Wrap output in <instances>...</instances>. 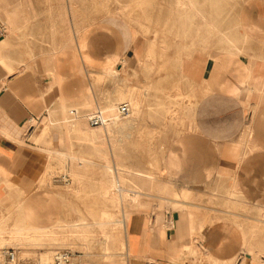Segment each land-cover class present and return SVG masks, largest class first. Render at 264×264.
<instances>
[{
    "label": "crops",
    "instance_id": "obj_1",
    "mask_svg": "<svg viewBox=\"0 0 264 264\" xmlns=\"http://www.w3.org/2000/svg\"><path fill=\"white\" fill-rule=\"evenodd\" d=\"M177 1L184 3L195 1V9L192 12L186 11L182 16H178L181 20L177 22L178 34L175 46H171V50L179 54L177 96L193 95L194 101L191 103L192 115L183 127L184 131L173 137L166 146L163 156L166 173L174 183L185 188L188 193L189 189L201 188L214 182L223 185L227 192L229 180L232 184L233 178L243 203L251 207L264 208V0H238L237 6L233 5L235 0H220L230 6L220 11L216 8L217 0H175L176 3ZM217 19L224 21L222 25L220 24L222 30L230 33L234 26L236 34L244 38L242 53L233 55L223 51L216 52L219 44L211 27L215 29ZM0 26V53L3 55L0 54V248H11L40 256L48 249L39 247L40 241H36L35 236L31 237L32 231L29 235L22 232L23 236L17 237L27 227L26 225L28 229L31 226V229L33 227L48 230L58 220H62L64 207L62 198L56 190L47 185H36L39 184L38 180H34L41 177L47 169L48 160L37 149L40 145L29 138L32 134L30 130L34 126H31L28 117L34 118L35 115L26 106L27 91L22 85L17 86V89H22L26 93L21 102L8 85L12 75L6 72L2 62L6 67L20 64L8 63L5 60L7 56L2 52L7 53L5 47L8 45L1 32L3 30L1 22ZM184 26L185 34L182 36L179 30ZM133 29L122 18L105 16L98 19L87 33L89 53L97 62L115 57L124 58L132 63L136 54L144 53L146 62L150 63L149 57H153L157 49L164 51L169 48L162 43L159 47L157 39L145 37L142 41V34L137 30L134 38L130 39L127 34ZM170 34L172 35V32ZM186 51L192 53H181ZM174 55L173 53L171 57ZM19 75L16 78H21ZM20 81L21 79L17 83ZM180 83L182 87L184 86L183 93L179 89ZM17 102L23 104L27 115H23L15 108ZM148 191L144 188L143 198L147 199L149 196L145 202L153 197ZM142 202L136 203L134 212L138 211ZM190 205L194 208L196 206L194 203ZM170 207L172 212L166 219L172 215L178 229L177 234L158 241L156 246L157 250L161 251L159 252L161 257L153 253L154 213L151 219L146 217L141 220L138 231L133 229L134 218L131 242L139 244L142 242L145 247L149 245L147 255L140 254V257L145 260L154 258L157 264H189V258L185 253L191 252L178 250L185 244L195 242L202 253L195 264H240L242 258L248 259L244 264H250L251 259L258 260L255 264L262 262L264 264V231L257 228L256 233H249L251 227L264 226V219H254L257 226L251 227L226 219L213 220L214 222L209 225L214 229L208 235L198 233L196 239L194 235L187 234V229L191 226L187 207L180 203ZM154 210L163 215L162 208ZM222 222L227 223L225 227L237 223L235 225L244 229L245 240L229 238L223 243V254H217L214 262H208L212 249L217 248L220 239L225 237L216 229ZM205 225H207L205 220L194 218L195 228L200 226L204 228ZM17 228L21 231L17 232ZM13 230L17 232V236L11 235L14 233ZM205 232L207 233L206 230ZM30 238L34 240L30 241ZM210 242H213V246L210 245V249L204 254L203 249ZM175 252L178 262L173 263L164 258V253L168 254L165 256L172 257Z\"/></svg>",
    "mask_w": 264,
    "mask_h": 264
},
{
    "label": "rangeland",
    "instance_id": "obj_2",
    "mask_svg": "<svg viewBox=\"0 0 264 264\" xmlns=\"http://www.w3.org/2000/svg\"><path fill=\"white\" fill-rule=\"evenodd\" d=\"M233 3L235 6L239 4L238 0H235ZM0 6L1 9H3V5L0 4ZM177 6L178 3H176L175 0H6L4 9L8 12H18L20 15L19 17L22 18V20H18H20V22L24 21V27L18 31L17 37H7L5 30L3 29L1 31L2 35H4L3 37H6V43L8 45V47H6L7 53L3 52L4 55L8 56V59H6L7 62H14L15 64L16 61L22 62L19 66L11 67L8 65V68L12 69L9 73L6 69L5 70L12 76L21 71V84L19 83L18 85H22L25 91H27L26 101L28 102H26V106L34 113V118L37 121L36 125L30 130V132L32 131V134L29 138L32 142L40 145L37 149L40 150L41 154L48 160L47 169L41 177L37 179L35 178L34 180L39 179L37 181L39 184L36 185H47L56 190L62 198L64 207L62 220H58L60 224L62 223L61 225H64L60 230L61 234L59 233L54 236L53 240H50L49 238V240H42L39 243L41 249H48L47 252L50 253L48 261H40V256H37L36 254L17 251L18 257L24 264L50 263L58 252H67L69 254V264L74 258L78 259L77 261L79 264H110L101 258V230L97 229L96 226L91 227V229L97 231V233L95 232V234H92L93 236H89L91 239V241H88L89 243L81 241L78 238L74 239V237H71L66 233V226L77 224L79 223L78 221L95 223V221L102 220L105 212L112 214V218L105 220L111 222L106 230H110L109 234L111 235L112 241L110 243L114 248H117L115 251L116 253L122 254L124 251L119 250L120 244L124 245L127 242V231L123 229L121 223L122 216L120 205H118L117 202H114L115 204H113L108 197H100V193L103 190L102 188L110 179V175L106 170L100 168L98 165L84 166L85 170L81 167L83 170V172L80 173L82 178L78 183L71 184L72 178L66 169L69 160H63L62 158L60 159V157L56 158L53 155H46L41 149L49 151H67L69 143L64 133L65 127H69L67 123H70V121H72V119L74 120V118L76 119V117H80L81 114L88 110V108L83 106L80 109V107H78L81 106L80 103H89V101H95L98 103L102 102L105 97L107 100L117 101L119 104L126 103V98L131 95V91L134 88L136 89H134L133 92L136 94H141V90L146 91V101H143V104L139 107L140 113L137 115L138 120L134 127L132 129H127L128 133L131 134L130 138H125L120 144L118 143L120 151L118 150L116 157H109L110 164L112 161L117 165L123 166V169H129L132 172L131 174H126L119 170L115 175L117 181H120L121 183L123 182L124 184L126 183L125 180L134 183L136 182L138 185L141 183L145 190H149V194L153 196L148 202H145L148 197L147 199L144 197L143 202L138 207V211L134 212L135 223L133 229L138 231V225L141 220L143 221L146 217L150 219L153 217V213L155 212L154 208L161 202L160 197L165 196V191L167 189H172L177 195L179 194V197L174 199H177V201L182 200L181 202L185 204V208L187 207L192 213L193 220L196 218L199 220H205V223H207L204 228L202 226L198 228L194 235L196 239H198L196 236L198 233L200 235H208L214 229L209 223H213L215 220L226 219L229 222H241L245 224V226L248 224V226L251 227L252 225L257 226L254 219H262L254 206L253 209V207L243 203L239 197L228 198L227 194L229 192L228 188L231 185V180H229L227 185V192L226 189L223 188V185L214 182L211 185L209 184L201 188L189 189V193L185 192L184 195L183 192L186 189L171 181L166 173L163 162L166 146L173 137L184 131L183 127L187 124V118L191 117L188 110L191 108V103L194 101L193 95L186 94L185 96H177L176 94L178 93V88H176V78H179L177 74L179 54H176L175 50L171 49L175 46V39L178 34L176 29L177 22L181 21L178 16H182L183 12H186H181V10H178L180 9L179 6ZM226 6L229 5L217 0L216 8L218 11L230 7ZM105 16L122 18L133 27L134 31H129L127 34L130 39H133L135 33L138 31L142 34V41L145 37L153 40L157 39L156 41L158 42L159 47L162 43L164 45L166 44L169 48H166L164 51L157 49L153 53V57H149L150 63L146 62L144 53L137 55L135 51L134 54L136 55L133 59V63L122 58L125 60L128 67L127 75L131 77L126 76V82L121 85L119 79L105 77L102 74V62H97L88 51L87 33L98 19ZM228 20L230 21V19H227V21ZM232 20L233 19H231V21ZM223 22L222 19H217L216 27L222 30L220 24L222 25ZM189 25L191 26V23ZM211 29L212 31L214 30L212 27ZM233 29L234 26L232 28L233 33L224 30L222 31L232 39H242L241 36L236 35L235 30ZM183 30L184 27L182 31ZM179 31H181V29ZM182 31L179 34L184 36L185 33ZM171 32L172 35L170 34ZM169 35H171L170 38ZM215 36L217 43L219 44L218 51L216 52L221 53L223 51L227 53L225 44L219 41L216 32ZM73 43L75 46L71 45ZM222 48H226V50H221ZM53 51L56 53L59 52L55 55L53 63L61 78L60 91L62 90V92L59 91L60 97L58 98H61L62 101L64 100L63 102L66 103L64 106L65 114L67 116L65 114H61V116L60 112H56L59 111V109L56 108L58 107V98L52 99L49 107L52 111L50 114L46 109H41V103L39 101L40 96L47 91L49 85L52 83L53 71L49 66V58L51 59L50 54ZM173 53L175 55L171 57ZM181 53L192 52L186 51ZM83 56L87 57V62L81 64L80 58ZM138 57H140V59ZM168 57L171 58L169 59ZM47 59L49 61H47ZM78 62L81 68L78 66ZM143 63L147 64L143 65ZM78 68L79 70L77 71ZM119 69V67H116L117 71H119ZM122 72L123 71H120V73ZM3 85H5V82H3ZM180 86L179 89L181 93H183L182 90L184 86L182 87V84ZM83 87L85 88L83 89ZM124 90L126 91L123 92ZM25 91L21 89L20 93L23 94ZM88 92H90L89 95H91V97L88 96ZM120 92H122L124 96H119ZM122 98L124 99L122 100ZM132 111L135 112L136 109L133 107ZM53 114H56V116ZM59 116L63 118H59ZM54 118H57L56 121ZM91 121L88 122V125L91 128L98 126H91ZM54 125L56 127H54ZM27 126H29V123ZM45 128H47V131L44 135L41 132ZM33 137H38L39 139L34 141L32 139ZM21 144H23V141H21ZM76 144L77 142L73 141L74 146H71L74 151L79 150L80 148L79 143ZM93 164H95V162H93ZM153 180L156 182V185ZM168 186H172V188L169 189ZM190 203L196 204L195 208L191 206ZM171 212L172 208L170 206L162 208V213L165 217ZM247 219H253V221ZM252 228L254 227H251V229ZM256 228L264 231L263 225L257 226ZM256 231H251L250 234H254ZM60 236H62V238ZM193 244L196 249L193 256L185 253L189 258V264H195L198 257L202 255L197 247L198 245L195 242H193ZM210 245L213 246V242L208 243V245L204 247V254L210 249ZM135 246L137 254H141L142 256L147 255L149 245L145 247L142 242L140 244L136 242Z\"/></svg>",
    "mask_w": 264,
    "mask_h": 264
},
{
    "label": "bare ground",
    "instance_id": "obj_3",
    "mask_svg": "<svg viewBox=\"0 0 264 264\" xmlns=\"http://www.w3.org/2000/svg\"><path fill=\"white\" fill-rule=\"evenodd\" d=\"M76 1V0H75ZM81 1V0H80ZM188 1V0H187ZM186 2V1H185ZM193 2V1H192ZM189 2L188 3H184V2H179L178 6L181 11H193L194 8V3ZM5 3L6 0H0V4L3 5V9H1L0 6V22L1 25L3 27V29L5 30V32L7 33V37H17V33L18 31L21 30L22 27H24V21L20 22L21 19L18 14V12L16 11H12V12H8L4 9L5 7ZM168 3V2H167ZM177 6V7H178ZM80 7V6H79ZM224 9V8H223ZM126 10V9H125ZM64 11V10H63ZM198 12V11H197ZM196 12V13H197ZM196 15V14H195ZM197 16V15H196ZM205 16V15H204ZM197 19V18H196ZM204 21V18H202ZM67 20V19H66ZM32 21V20H31ZM202 21V22H203ZM210 21V20H209ZM78 22V21H77ZM65 23V22H64ZM185 22H183L184 24ZM186 24V23H185ZM203 24V23H202ZM214 24V23H213ZM240 25V24H239ZM202 26V25H201ZM185 28V26H184ZM213 28V27H212ZM240 29V28H239ZM176 30V29H175ZM215 32L218 35L219 41L222 42L223 44H225L226 48H227V53H232L234 54H240L243 52L244 49V45L243 43V37L241 36V38H236V39H232L230 37H228L226 35V33L220 29H218L217 27H215ZM232 30V29H231ZM235 30V28L233 29ZM182 31V29H181ZM180 31V32H181ZM184 31V30H183ZM182 31V32H183ZM212 31V30H211ZM179 32V33H180ZM236 33V32H235ZM29 34V32H28ZM30 35V34H29ZM28 35V36H29ZM80 35V34H79ZM78 35V36H79ZM237 35V34H236ZM235 35V36H236ZM70 36V35H69ZM183 36V35H182ZM80 37V36H79ZM192 37V36H191ZM72 38V37H71ZM178 38V37H177ZM246 38V36H245ZM57 39V38H56ZM79 39V38H78ZM206 39V38H203ZM4 40V39H3ZM6 40V37H5ZM68 40V39H67ZM8 41V40H7ZM14 41V40H13ZM71 41V40H70ZM76 41V40H75ZM204 41V40H202ZM66 42V41H65ZM207 42V41H205ZM10 43V42H9ZM66 45V44H65ZM71 45H74L71 44ZM32 46V45H31ZM69 46V45H68ZM75 46V45H74ZM141 47V46H140ZM6 48V47H5ZM65 48V47H63ZM202 48V47H201ZM74 49V48H73ZM1 50V49H0ZM3 50V49H2ZM62 50V49H61ZM60 50V51H61ZM4 51V50H3ZM75 51V50H74ZM49 52V51H48ZM199 52V51H198ZM3 53V52H2ZM6 53V52H5ZM59 53V52H57ZM55 51H53L50 55L51 59L49 58V60L47 59V61H49V66L53 71V79H52V83L49 85L47 91L45 93H43V95L40 96L39 101L41 103V107L43 110H47V112L50 114L52 111L50 110V103L52 101L53 98H58L60 97V92H62L61 89V78L57 72V69L53 63L54 61V57L57 54ZM75 53V52H74ZM73 53V54H74ZM1 54V53H0ZM191 54V53H190ZM231 54V55H232ZM2 55V54H1ZM135 55V54H134ZM3 56V55H2ZM76 56V55H75ZM8 57V56H7ZM140 59V57H138ZM179 58V57H178ZM4 59V58H3ZM8 59V58H7ZM79 59V58H78ZM87 57L83 56L80 58V63L83 64L84 62H87ZM6 60V59H5ZM10 60V59H9ZM8 60V61H9ZM137 60V59H136ZM143 60V59H142ZM174 61V60H172ZM177 61V60H175ZM263 61V60H262ZM102 62V61H101ZM139 62V61H138ZM143 62V61H142ZM48 63V62H47ZM179 62H177L178 64ZM2 64L4 65L5 69L7 70V72H11L12 69L6 67V65L2 62ZM16 64H22V62L20 61H16ZM141 64V63H140ZM147 64V63H145ZM143 63V65H145ZM176 64V63H175ZM102 74L106 77H113L116 79H119L121 82V85H123L126 82L127 78L126 76L128 74V70H127V65L124 59L122 58H108L106 60H103L102 62ZM17 66V65H16ZM19 66V65H18ZM48 66V67H49ZM78 66H79V62H78ZM142 66V65H141ZM147 66V65H146ZM151 66V65H150ZM149 66V67H150ZM174 66V65H173ZM81 68V66H79ZM88 67V66H87ZM116 67H119V71L116 70ZM178 67V66H177ZM18 68V67H17ZM49 68V69H50ZM87 69V68H86ZM79 70V68L77 69V71ZM152 70V69H151ZM120 71H123L122 73H120ZM130 71V70H129ZM133 71V70H132ZM82 72V71H81ZM145 72V71H144ZM21 73V71L17 74H15L14 76H12V78H10L9 81V87L13 90V93H15L16 96H18V98L20 99V101L22 102L24 97H26V93H24V95L21 96V89H17V86L19 83H17L18 80H20V78H16L18 77V75ZM80 73V71H79ZM83 74V73H82ZM130 74V73H129ZM135 74V73H134ZM248 74V73H247ZM50 75V74H49ZM48 75V76H49ZM133 75V74H132ZM20 76V75H19ZM134 76V75H133ZM131 77V76H129ZM264 79V78H263ZM152 86V85H151ZM88 87V86H87ZM129 87V86H128ZM131 87V86H130ZM149 87V85H148ZM186 87V86H185ZM85 87H83L84 89ZM122 88V87H121ZM127 88V87H124ZM141 88V87H140ZM144 88V87H143ZM147 88V87H146ZM82 89V90H83ZM91 89V88H90ZM130 89V88H129ZM136 89V88H134ZM133 89V90H134ZM145 89V88H144ZM148 89V88H147ZM150 89V88H149ZM87 90V88H86ZM133 90L131 91V95H129L127 99V102L125 103L128 108H129V113L126 116H122V114H120L119 112V106L121 104H119L117 101H112V100H107L106 97L102 102H95V101H89V103L87 102H82L80 103L81 107H86L88 108V110L81 114L80 117H76V119L74 118V120L72 119V121H70V123H67L69 125V127H65V135L66 138L68 140V149L67 151H49V150H42V152H44V154L46 155H53L56 158L60 159L62 158L69 160V163H67V171L70 173V176L72 178V183H78V181L82 178L80 173L83 172L82 168L85 170L84 166H88V165H98L100 168H103L104 170H106V172L110 175V179L109 182L107 184L104 185V187L102 188L103 190L101 191V195L103 198L104 197H108L109 200L112 201L113 204H115L114 202H117L118 205H120V209H121V216H122V226L123 229L125 231H127V242L126 244H120V251H123L122 254L120 253H116V249L112 246V244L110 242L111 241V235L109 234V231H106L109 223L111 222H107L105 220H109V218H112V214L105 212L103 214V218L102 220L99 221H95L90 223V222H80L77 224H71L66 226L67 227V234L71 237L78 238L81 241H85L86 243L88 241H91L90 239V235L95 234V232L97 233V231H94L91 229V227L96 226L97 229H100V233H101V237H100V241L102 243V249H101V258L103 260H105L106 262H109L110 264H155L156 260H154V258H148L147 260H145L144 258L140 257V254L136 253V246L135 243L131 242V239L133 237V233L131 232V226L133 224L134 221V208L136 206V203H138L139 201L142 202L143 200V195H144V186L143 184L138 185L136 184V182H131V181H126V183L124 184L123 182L121 183L120 181H117L116 178L114 177L116 175V173L121 170L123 172H125L126 174H130V170L129 169H123V166L121 165H117L116 163L111 161L110 164V160L109 157H116L117 156V152L119 150V145L123 139L125 138H130L131 134L128 133L127 129H132L134 127V125L136 124L137 120H138V114L139 112V107L141 104H143V101L145 100V90H141V94L139 93H134ZM60 91V92H59ZM84 91V90H83ZM91 91V90H89ZM122 91V90H120ZM126 90H124L123 92H125ZM82 92V91H81ZM119 92V91H118ZM149 92V91H147ZM90 92H88V96L91 97V95H89ZM116 93V92H115ZM175 93V92H174ZM59 94V96H58ZM62 94V93H61ZM85 94V93H84ZM83 94V95H84ZM119 96H124L122 92L119 93ZM148 94V93H147ZM166 94V93H165ZM177 94V93H176ZM204 94V93H203ZM108 95V94H107ZM128 95V94H127ZM126 95V96H127ZM114 96V95H113ZM82 98V97H81ZM89 98V97H88ZM152 98V97H151ZM179 98V97H178ZM65 99V98H64ZM109 99V98H108ZM120 99V98H119ZM124 98H122L123 100ZM84 100V98H83ZM87 100V99H85ZM115 100V98H114ZM58 107H56L57 109H59V111L56 112H60V115H64L65 114V106L62 99L58 98ZM121 101V100H119ZM180 101V100H179ZM71 102V101H70ZM76 102V101H75ZM79 103V102H77ZM68 104V103H67ZM79 105V104H78ZM154 105V104H153ZM150 106V105H149ZM77 107V108H78ZM133 107L136 109V111H132ZM15 108L17 110H19L23 115H27L25 112V109L23 108L22 104L20 102H17L15 104ZM193 108V107H192ZM192 108H189L188 112L191 114L192 113ZM79 109V108H78ZM85 109V108H83ZM82 109V110H83ZM188 109V108H187ZM56 110V109H54ZM53 110V112H54ZM72 110V109H71ZM76 110V109H75ZM67 111V110H66ZM70 111V109H69ZM78 111V110H77ZM84 111V110H83ZM55 112V113H56ZM46 113V112H45ZM82 113V112H80ZM174 113V112H172ZM56 116V114H53ZM61 115V116H62ZM66 115V114H65ZM76 115V114H74ZM187 115V112H186ZM192 115V114H191ZM47 116V114H46ZM67 116V115H66ZM73 116V115H72ZM52 117V115H51ZM74 117V116H73ZM188 117V116H187ZM58 118V117H57ZM56 118V119H57ZM59 118H63L60 117ZM58 118V119H59ZM169 118V117H168ZM55 119V118H54ZM55 119V121H56ZM177 119V118H176ZM190 119V118H187ZM30 120V123L32 126H35L37 121L36 119L32 118V117H28V121ZM61 120V119H60ZM59 120V121H60ZM94 120L98 122V126L95 128H91L88 125V122ZM63 121V120H62ZM188 121V120H187ZM67 122V121H66ZM69 122V121H68ZM54 123V122H53ZM52 123V124H53ZM57 123V122H56ZM46 124V122H45ZM60 124V123H59ZM62 124V123H61ZM66 124V123H65ZM58 125V124H57ZM64 125V123H63ZM67 125V126H68ZM174 125V124H173ZM44 126V125H43ZM46 127V126H45ZM54 127H56L54 125ZM62 127V126H61ZM58 128V127H57ZM49 129V128H48ZM61 129V128H60ZM64 129V128H63ZM3 131V130H2ZM47 131V128H45L41 133L45 135ZM58 131V130H57ZM249 132V131H248ZM11 133V132H10ZM60 133V132H59ZM3 135V133H2ZM9 135V134H8ZM7 136V135H5ZM14 136V135H13ZM63 136V135H62ZM9 138V137H8ZM40 138V136H39ZM38 137L35 138L33 137L32 139L34 141H36L37 139H39ZM14 139V138H13ZM11 139V140H13ZM63 139V138H62ZM10 140V139H9ZM16 141V140H15ZM73 141L77 142V144L79 143L80 148L79 150L74 151L71 146L73 145ZM13 142V141H12ZM18 144V143H17ZM76 144V145H77ZM74 146V145H73ZM78 147V146H77ZM61 148V147H60ZM25 149V148H24ZM120 151V150H119ZM122 152V151H121ZM16 155V154H15ZM44 158V157H43ZM241 158V157H240ZM46 159V158H45ZM44 160V159H43ZM239 160V159H238ZM93 162H95V164H93ZM98 163H102V164H98ZM60 168V167H59ZM2 170V169H1ZM64 170V169H63ZM60 171V170H59ZM105 172V171H104ZM105 172V173H106ZM105 175V174H104ZM118 175V174H117ZM50 176V175H49ZM128 176V175H127ZM40 177V176H39ZM122 177V176H121ZM105 178V176H104ZM125 178V177H124ZM123 178V179H124ZM127 178V177H126ZM129 179V178H128ZM230 179V178H229ZM39 180V179H38ZM44 180V179H43ZM131 180V179H130ZM137 181V180H136ZM154 181V180H153ZM170 181V180H169ZM172 181V180H171ZM232 184L229 186L228 190V198L230 197H239V191L237 189L235 180L232 178ZM105 182V181H104ZM142 182V181H140ZM155 182V181H154ZM42 183V182H41ZM170 183V182H169ZM149 184V183H148ZM152 184V183H151ZM153 185V184H152ZM156 185V182H155ZM163 185V184H162ZM43 186V185H42ZM71 186V185H70ZM150 187V186H149ZM154 187V186H153ZM167 187V186H166ZM169 187V186H168ZM172 188L169 187V189ZM167 189V188H166ZM215 189V188H214ZM184 191V190H183ZM150 192V191H149ZM186 191L183 192V194ZM15 193V192H14ZM165 196L160 197V203L158 205L155 206V208H163L165 206H171L173 204H183L181 201H177V198L179 197V194L177 195V193H175V191L173 192L172 189L170 190H166L165 191ZM179 193V192H178ZM21 194V192H20ZM216 194V193H215ZM159 195V194H158ZM185 195V194H184ZM176 196V197H175ZM149 197V196H148ZM181 198V197H180ZM226 199V198H225ZM234 200V199H233ZM238 201V200H237ZM21 205V204H20ZM185 205V204H184ZM154 208V209H155ZM254 208V207H253ZM256 210L258 211L257 213L259 214V216L264 219V208L263 207H255ZM21 210V209H20ZM192 211V210H191ZM10 215V214H9ZM17 215V214H16ZM189 215V219H190V228L187 229V234L189 233V235L193 236L195 235V233L197 232L198 228H195L193 226V217H192V213L189 211V209L187 208V216ZM99 216V215H98ZM258 216V217H259ZM101 217V216H99ZM236 218V217H235ZM99 219V218H98ZM177 220V219H176ZM61 221V220H60ZM18 222V221H17ZM64 222V221H63ZM264 222V221H263ZM25 223V222H24ZM66 223V222H65ZM177 223V222H176ZM62 224V223H61ZM58 221L56 222V224H54L53 226H51L48 230L46 229H31V226L28 229V225H26L27 227L24 228L22 231L18 230L17 228V232L21 231L20 235H18L17 238H19V236H23V233L25 235H29V232L32 231L31 233V237L35 236V240L36 241H42V240H53V237L56 236L57 234H59L61 231V228H63L64 225H61ZM227 223L222 222L221 226H219L218 228H216L219 232H222L225 237L224 239H220V243L218 244V247L215 249H212V255H211V259L207 260L208 262H214L216 255L217 254H223V243H225L226 240H228L229 238H234V239H241V240H245L244 237V230L238 226L235 225L237 223H231L232 225L229 227H225L224 225H226ZM112 226V225H111ZM23 227V226H22ZM65 227V228H66ZM21 228V227H20ZM200 228V227H199ZM2 229V228H1ZM177 229L176 225L174 223V217L172 215H170L167 219L166 217H164L163 215H160L156 212H154V222H153V227H152V231L153 234L155 235L154 237V244H153V253L155 252L156 254H158V256H160L159 252L160 249L157 250V244L158 241L163 239V238H170L173 234H177ZM251 229V228H250ZM256 227L252 228L250 230L251 231H256ZM13 230V236H17V232ZM23 232V233H22ZM249 232V233H250ZM11 233V232H9ZM180 233V232H179ZM61 234V233H60ZM93 236V235H92ZM12 237V236H11ZM37 237V238H36ZM62 238V236H60ZM89 237V238H88ZM15 238V237H12ZM22 238V237H21ZM26 238V237H24ZM56 238V237H55ZM57 239V238H56ZM14 240V239H13ZM16 240V239H15ZM14 240V241H15ZM21 240V239H20ZM34 240V238H30V241ZM58 240V239H57ZM4 241V240H3ZM29 241V240H26ZM25 242V241H24ZM131 242V243H128ZM8 243V242H7ZM37 243V242H36ZM58 243V242H57ZM85 243V244H86ZM89 243V242H88ZM19 244V243H18ZM31 244V243H30ZM17 245V243H16ZM88 245V244H87ZM1 246V245H0ZM50 246V245H49ZM55 246V245H54ZM124 246V247H123ZM36 247V246H35ZM86 247V246H85ZM123 247V248H122ZM4 248V247H2ZM51 248V246H50ZM86 249V248H85ZM195 247H193V244H185L184 246H182V248L178 251H190L191 254L193 255V253L195 252ZM138 252V251H137ZM169 252V251H167ZM215 253V254H214ZM211 254V253H210ZM168 255L167 253H164V258L167 259L170 262L176 263L179 260L176 258L177 257V253H173L172 257L171 256H165ZM50 256L49 252H44L40 254V261L46 262L48 261ZM161 257V256H160ZM119 258V259H117ZM262 259V258H261ZM78 259L74 258L72 259V262L70 264H79V262L77 261ZM248 260V259H247ZM246 259L242 258L240 264H244L246 261ZM250 264H255L258 262V260L255 259H251L249 260ZM263 263V262H262ZM260 263V264H262ZM81 264V263H80Z\"/></svg>",
    "mask_w": 264,
    "mask_h": 264
},
{
    "label": "built area",
    "instance_id": "obj_4",
    "mask_svg": "<svg viewBox=\"0 0 264 264\" xmlns=\"http://www.w3.org/2000/svg\"><path fill=\"white\" fill-rule=\"evenodd\" d=\"M119 112L122 116L129 113L128 106L123 103L119 106ZM91 126L98 125L97 121H91ZM0 264H24L18 257L17 250L11 248H0ZM40 264V263H38ZM46 264H69V254L67 252H58L55 254L53 261Z\"/></svg>",
    "mask_w": 264,
    "mask_h": 264
}]
</instances>
